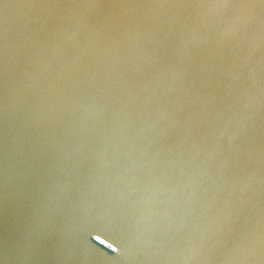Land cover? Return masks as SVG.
I'll list each match as a JSON object with an SVG mask.
<instances>
[{"label": "clouds", "instance_id": "clouds-1", "mask_svg": "<svg viewBox=\"0 0 264 264\" xmlns=\"http://www.w3.org/2000/svg\"><path fill=\"white\" fill-rule=\"evenodd\" d=\"M93 239H95L96 241L103 243L104 245H106L108 248H110L113 252H117L118 249L116 248L115 245L111 244L109 241L107 240H103L101 236L99 235H94Z\"/></svg>", "mask_w": 264, "mask_h": 264}]
</instances>
